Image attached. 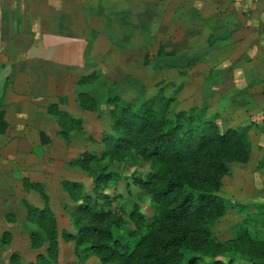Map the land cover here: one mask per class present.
Segmentation results:
<instances>
[{
  "label": "rangeland",
  "instance_id": "374dc122",
  "mask_svg": "<svg viewBox=\"0 0 264 264\" xmlns=\"http://www.w3.org/2000/svg\"><path fill=\"white\" fill-rule=\"evenodd\" d=\"M62 59L73 63L74 78L67 80L70 90L66 95H52L47 107L57 105L80 120L82 128L63 131L59 119L46 110L47 97L43 96L39 102L42 108L34 110L33 125L23 127L25 137H18L21 141L17 147H10L12 156L6 160L11 171L20 175L9 172L0 181V237L9 234L8 242L0 243V264H10L13 255H19L22 264H29L45 253L46 247L38 251L31 247L30 235L42 231L27 220L25 204L40 210L48 207L54 213L57 264H103L85 246L77 249L75 242L63 235L74 232L69 210L75 204L66 183L81 184L88 191L93 188L89 170L77 164L88 152L99 159L90 166L93 171H106L116 178L106 192L121 195L119 205L127 210L137 204L152 217V197L133 182L137 177L147 179L156 165L136 155L125 159L104 156L102 139L114 134L110 116L114 105L139 108L162 95L173 100L169 116L197 108L224 131L250 127L251 159L229 164L230 173L223 177L218 193L226 212L212 225V231L218 241H227L234 237L239 224L247 223L257 237H264V58H165L162 52H148L140 58ZM5 62L0 58V65ZM31 63L26 64L27 70L40 62ZM87 78L93 79L85 81ZM57 84L65 86L61 79ZM11 85L8 79L3 89ZM82 95L88 98L84 106ZM18 129L12 127L13 135ZM45 138L50 142L44 143ZM25 179L40 187L25 186ZM228 257L235 264H249L237 254Z\"/></svg>",
  "mask_w": 264,
  "mask_h": 264
},
{
  "label": "trees",
  "instance_id": "16d2710c",
  "mask_svg": "<svg viewBox=\"0 0 264 264\" xmlns=\"http://www.w3.org/2000/svg\"><path fill=\"white\" fill-rule=\"evenodd\" d=\"M87 99L81 96L83 106ZM172 102L162 95L139 108L114 105L110 113L114 134L102 139L104 156L125 159L136 155L156 165L147 179L137 177L133 182L152 197V217L137 204L127 210L119 205L121 195L106 192L116 178L106 171H93L90 166L99 159L88 152L77 164L89 170L93 188L88 191L81 184L66 183L75 205L69 210L74 232H64V237L75 242L77 249L85 246L103 264H235L230 254L249 264H264V237H257L247 223L239 224L227 241H218L212 231L226 212L218 193L223 177L230 173L229 164L251 159L250 127L224 131L197 108L169 116ZM48 113L59 119L63 131L82 128L80 120L55 104ZM8 129L0 106V135ZM45 139L44 143L50 142ZM24 183L29 188L40 187L26 179ZM25 206L29 223L42 231L30 235L32 249L46 247L29 264H57L54 213L48 207ZM8 238L9 234L2 235L0 243H7ZM10 264H22L20 256H11Z\"/></svg>",
  "mask_w": 264,
  "mask_h": 264
},
{
  "label": "crops",
  "instance_id": "0c3cea01",
  "mask_svg": "<svg viewBox=\"0 0 264 264\" xmlns=\"http://www.w3.org/2000/svg\"><path fill=\"white\" fill-rule=\"evenodd\" d=\"M1 5L0 58L6 62L0 65V104L9 129L0 135V181L9 172L20 175L6 159L18 137H25L23 127L33 125L43 96L47 110L49 97L70 90L73 63L59 58H140L148 52L165 58H264V6L250 0H1ZM35 61L40 63L27 70ZM8 79L12 85L5 91ZM59 79L65 86H58ZM14 126L20 127L15 135Z\"/></svg>",
  "mask_w": 264,
  "mask_h": 264
},
{
  "label": "built area",
  "instance_id": "2783aa9c",
  "mask_svg": "<svg viewBox=\"0 0 264 264\" xmlns=\"http://www.w3.org/2000/svg\"><path fill=\"white\" fill-rule=\"evenodd\" d=\"M250 1L264 6V0H250ZM1 27H2V5L0 0V31H1Z\"/></svg>",
  "mask_w": 264,
  "mask_h": 264
}]
</instances>
